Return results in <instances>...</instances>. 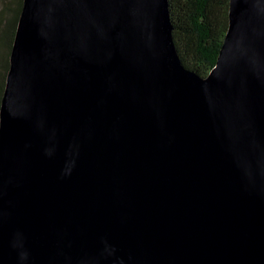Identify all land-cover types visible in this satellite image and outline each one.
<instances>
[{
	"label": "water",
	"instance_id": "water-1",
	"mask_svg": "<svg viewBox=\"0 0 264 264\" xmlns=\"http://www.w3.org/2000/svg\"><path fill=\"white\" fill-rule=\"evenodd\" d=\"M169 0H24L0 111V264H264V0L187 67Z\"/></svg>",
	"mask_w": 264,
	"mask_h": 264
},
{
	"label": "trees",
	"instance_id": "trees-1",
	"mask_svg": "<svg viewBox=\"0 0 264 264\" xmlns=\"http://www.w3.org/2000/svg\"><path fill=\"white\" fill-rule=\"evenodd\" d=\"M8 1L4 0L6 12L11 8ZM23 2L18 0L14 13L0 18V111ZM169 5L181 59L187 67L206 77L217 64L228 31L230 0H169Z\"/></svg>",
	"mask_w": 264,
	"mask_h": 264
},
{
	"label": "rangeland",
	"instance_id": "rangeland-1",
	"mask_svg": "<svg viewBox=\"0 0 264 264\" xmlns=\"http://www.w3.org/2000/svg\"><path fill=\"white\" fill-rule=\"evenodd\" d=\"M9 6L11 7L7 12L5 11L6 4L4 0H0V18L2 15H11L14 13V9L18 6V0H9ZM2 49V40L0 38V50Z\"/></svg>",
	"mask_w": 264,
	"mask_h": 264
}]
</instances>
